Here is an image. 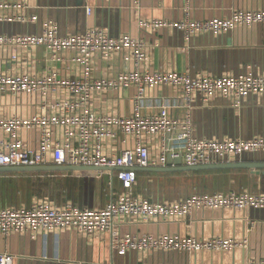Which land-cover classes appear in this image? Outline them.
<instances>
[{
  "label": "built area",
  "instance_id": "1",
  "mask_svg": "<svg viewBox=\"0 0 264 264\" xmlns=\"http://www.w3.org/2000/svg\"><path fill=\"white\" fill-rule=\"evenodd\" d=\"M27 7V0H0V8L23 10ZM90 12L91 8L87 7V13ZM6 20L24 22L27 19L23 14H13ZM254 24H264V10L237 9L230 17L214 19L187 17L172 23L162 20L141 22L145 31L174 27L187 38L197 34H223ZM9 45L43 46L51 62H63L64 55L71 53L70 61L81 68V74L61 79L48 74L39 79L27 72H0V93L19 95L44 89L46 85L54 89L61 87L66 93L64 99L44 100L39 112L31 117L0 118V131L7 135V138H0V167H119L122 169L108 171L109 187L115 196L113 187L117 179L123 191L103 207L80 206L72 201L58 205L49 198L35 199L30 205L0 207V234L29 232L36 235L62 229H75L89 237L109 233L111 245L120 255L129 251H233L245 245L244 241L222 236L199 239L169 234L158 237L128 235L121 232L120 224L126 220L137 223L180 221L197 209H264V194L249 192L195 194L162 202L134 193L139 177L135 169L138 167H175L179 158L185 166L235 162L243 161L247 154L264 153L263 137L250 140L195 137L191 120L172 117L169 112L172 104L166 101L159 102L154 112L144 113L150 89L172 87L181 93L187 106L198 100L208 103L215 97L237 104L251 94L264 95V74L192 76L176 71L151 72L145 67L147 42L144 38L130 34L113 37L101 28L61 35L56 25L47 23L41 34L0 35V46ZM98 53L106 58L121 54L132 68L115 77L96 78L95 57ZM13 59H17V55ZM130 87L136 90L131 98L133 110L130 115L95 109L96 94ZM22 129L39 131L35 148H30L21 138ZM154 138L159 140L157 155L153 152ZM121 139L123 143L130 140L132 146L118 150L117 143ZM13 261V255L0 254V264H13ZM246 264H264V258L251 259Z\"/></svg>",
  "mask_w": 264,
  "mask_h": 264
},
{
  "label": "crops",
  "instance_id": "2",
  "mask_svg": "<svg viewBox=\"0 0 264 264\" xmlns=\"http://www.w3.org/2000/svg\"><path fill=\"white\" fill-rule=\"evenodd\" d=\"M27 3L28 7L23 10L0 8V35L41 34L47 23L56 25L61 35L101 28L113 37L130 34L144 38L147 42L145 67L151 72L176 71L192 76L264 74V24L241 26L223 34H197L190 38L174 27L145 31L141 26L143 20L172 23L187 17L198 20L230 17L237 9L264 10V0H190L189 3L185 0H27ZM87 7L91 8L90 13H87ZM13 14H23L27 20H6ZM14 55H17V59H13ZM71 56V53H66L65 61L51 62L43 46H0V72H27L39 79L48 74H55L59 79L76 77L81 74V68L70 61ZM131 68L132 65L121 54L106 58L98 53L94 76L115 77ZM52 87L46 85L44 89L19 95L0 93V118L6 119L12 115L31 117L39 112L44 100L66 97L61 87ZM135 93L134 87L106 91L95 95L93 105L102 112L112 110L121 115H130L133 110L131 98ZM161 101L172 104L169 110L172 117L191 120L193 135L197 138H264L262 94H251L237 104L223 97H215L208 103L198 100L187 106L179 91L159 86L148 91L147 106L143 112H154ZM20 136L30 148L37 146V129H22ZM0 138H7V135L0 131ZM158 142V138L152 140L156 155L159 152ZM129 146H132L130 140L123 143L121 139L117 143L118 150ZM243 161H264V153L247 154ZM104 172L91 176L104 175ZM48 173L55 172L0 173V176ZM209 174L222 177L227 192L264 194V175L252 174L250 170ZM84 182L81 181L78 191H73L74 200L66 197L58 201L41 195L33 197L29 203L16 205H30L35 199L49 198L58 205L72 201L80 206L103 207L123 191L117 181L113 187L114 196L108 183L109 199L96 206L95 192L93 194L87 180ZM75 186L76 183L73 189H76ZM134 193L140 194L135 190ZM120 230L128 235L150 234L156 237L163 234L199 239L222 236L244 241L245 245L233 251H129L120 255L113 249L109 233L89 237L75 229H62L36 235L29 232H13L8 236L0 234V254L13 255V264H246L251 259L264 258L263 208L197 209L180 221L137 223L126 220L120 224Z\"/></svg>",
  "mask_w": 264,
  "mask_h": 264
},
{
  "label": "rangeland",
  "instance_id": "3",
  "mask_svg": "<svg viewBox=\"0 0 264 264\" xmlns=\"http://www.w3.org/2000/svg\"><path fill=\"white\" fill-rule=\"evenodd\" d=\"M108 173L105 171L104 175L87 178L72 172L2 175L0 176V206L29 203L33 197L41 195H47L58 201L66 197L74 200L73 191H78L81 181L86 180L90 183L93 194L95 192L94 205L99 206L110 197ZM214 178V175L191 172L140 175L134 190L157 202L186 198L195 194L227 192L224 179L219 185ZM74 183H76V189H73ZM114 183L117 185V179Z\"/></svg>",
  "mask_w": 264,
  "mask_h": 264
},
{
  "label": "water",
  "instance_id": "4",
  "mask_svg": "<svg viewBox=\"0 0 264 264\" xmlns=\"http://www.w3.org/2000/svg\"><path fill=\"white\" fill-rule=\"evenodd\" d=\"M175 167H138L137 172L145 173H184V172H205V171H225V170H250L252 174L264 175V161H235L225 163H214L197 166H185L181 164V159L176 160ZM122 168L94 167V166H23V167H0V173H42V172H74L80 176L95 175L104 171H118Z\"/></svg>",
  "mask_w": 264,
  "mask_h": 264
},
{
  "label": "trees",
  "instance_id": "5",
  "mask_svg": "<svg viewBox=\"0 0 264 264\" xmlns=\"http://www.w3.org/2000/svg\"><path fill=\"white\" fill-rule=\"evenodd\" d=\"M230 170H221V171H205V172H191V173H201V174H209V173H212V172H216V173H226V172H229ZM152 174H156V173H145V172H139V176L140 175H143V176H148V175H152ZM159 174V173H157ZM161 174H167V173H161ZM214 180L216 181L217 184L221 185L222 183V177H215ZM90 186V185H89ZM91 187V186H90Z\"/></svg>",
  "mask_w": 264,
  "mask_h": 264
}]
</instances>
